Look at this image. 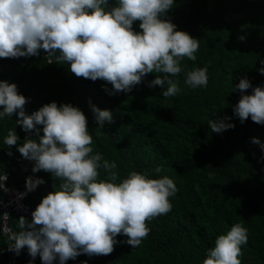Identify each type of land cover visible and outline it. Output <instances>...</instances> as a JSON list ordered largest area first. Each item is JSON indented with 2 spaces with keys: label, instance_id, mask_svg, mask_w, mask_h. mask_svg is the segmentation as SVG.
<instances>
[{
  "label": "trees",
  "instance_id": "1",
  "mask_svg": "<svg viewBox=\"0 0 264 264\" xmlns=\"http://www.w3.org/2000/svg\"><path fill=\"white\" fill-rule=\"evenodd\" d=\"M165 18L200 40L196 61L183 58L185 71L170 77L181 88L175 97H162L163 86L148 87L162 73L147 74L129 93L110 95L105 87L111 90V84L77 77L62 61L49 65L40 56L0 58V81L15 83L28 98V115L53 101L71 103L87 117L93 153L115 160L119 177L133 170L150 172L153 178L167 175L178 189L169 198L172 210L148 222L150 232L136 249L118 243L111 254H82L67 264H202L216 237L238 222L249 230L242 264H264V151L252 142L258 138L264 143V125L250 118L241 123L233 112L242 95L236 88L242 78L247 77L253 88L264 85V75L257 71L264 66V0H176ZM139 24L134 22L136 31H141ZM205 65L207 87H188L186 72ZM243 94H252V88ZM92 105L110 110L113 122L97 129ZM217 117H231L226 122L235 127L212 133L208 122ZM16 119L14 114L0 121V173L9 177L11 189H24L29 176L46 181L26 200L33 212L59 181L43 170L33 173V163L16 146L3 144L9 130L16 128L20 142L29 135ZM99 171L100 178H106L104 170ZM8 196L0 190V201ZM21 216L31 220L13 212L14 231L19 230ZM8 244L0 223V264H14ZM31 259L27 249L22 250L20 264ZM34 264H42L39 256Z\"/></svg>",
  "mask_w": 264,
  "mask_h": 264
},
{
  "label": "clouds",
  "instance_id": "2",
  "mask_svg": "<svg viewBox=\"0 0 264 264\" xmlns=\"http://www.w3.org/2000/svg\"><path fill=\"white\" fill-rule=\"evenodd\" d=\"M175 6L176 0H0V58L40 56L49 65L62 61L77 77L111 84V90L105 87L110 95L129 93L147 74L162 73L148 87L163 86L162 97H175L181 88L170 77L185 71L183 58L196 61L200 45V40L177 30V25L165 18ZM136 21H140L141 31L134 29ZM257 71L264 75V66ZM208 82L207 65L186 72L184 83L190 88L207 87ZM236 88L242 95L233 108L234 115L241 123L250 118L264 125V85L253 88L245 77ZM250 88L252 94H243ZM28 102L15 83L0 81V121L15 114L16 125L29 134L20 142L16 128L9 130L3 144L9 149L16 146V151L33 163V173L43 170L59 183L53 184L54 190L32 212L26 200L46 181L27 177L20 190L25 193L26 216L31 220L21 216L19 230L14 231L9 223L13 230L9 231V216L2 205L8 177L0 173V223L9 241L8 250L19 258L26 248L32 258L29 264H34L37 256L42 264H67L82 254H111L118 243L136 249L150 232L148 222L172 210L169 198L178 191L174 180L135 170L119 177L115 160L93 153L88 120L79 107L53 101L28 115ZM91 110L97 129L113 122L110 110L95 105ZM226 119L231 117L209 120L211 132L219 134L235 127ZM252 142L264 151L258 138ZM7 155L12 156V151ZM100 169L106 178H100ZM160 171L155 169L157 174ZM248 231L243 223L233 224L226 234L216 237L202 264H242ZM120 235L127 239L118 240Z\"/></svg>",
  "mask_w": 264,
  "mask_h": 264
},
{
  "label": "built area",
  "instance_id": "3",
  "mask_svg": "<svg viewBox=\"0 0 264 264\" xmlns=\"http://www.w3.org/2000/svg\"><path fill=\"white\" fill-rule=\"evenodd\" d=\"M8 177V176H7ZM9 182V177L5 182V189L2 191L5 193H8V199L2 202L3 209L6 210V213L8 214L9 218L7 220L6 227L8 228L9 231H13L12 228H10L9 223H10V217H11V211L16 210L22 214H29V208L24 204V195L23 191L20 189H11L10 186H8ZM4 228V226H3ZM4 233V232H3ZM13 253L14 257V264H20L18 255Z\"/></svg>",
  "mask_w": 264,
  "mask_h": 264
}]
</instances>
